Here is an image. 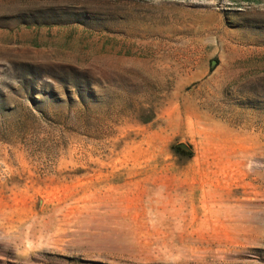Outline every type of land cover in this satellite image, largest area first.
<instances>
[{
    "label": "rangeland",
    "instance_id": "obj_1",
    "mask_svg": "<svg viewBox=\"0 0 264 264\" xmlns=\"http://www.w3.org/2000/svg\"><path fill=\"white\" fill-rule=\"evenodd\" d=\"M0 264H264V0H0Z\"/></svg>",
    "mask_w": 264,
    "mask_h": 264
},
{
    "label": "water",
    "instance_id": "obj_2",
    "mask_svg": "<svg viewBox=\"0 0 264 264\" xmlns=\"http://www.w3.org/2000/svg\"><path fill=\"white\" fill-rule=\"evenodd\" d=\"M181 147H185L184 145H182Z\"/></svg>",
    "mask_w": 264,
    "mask_h": 264
}]
</instances>
